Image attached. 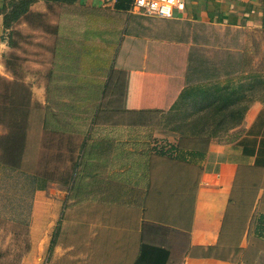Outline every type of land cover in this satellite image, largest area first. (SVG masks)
I'll use <instances>...</instances> for the list:
<instances>
[{
  "label": "crops",
  "instance_id": "crops-1",
  "mask_svg": "<svg viewBox=\"0 0 264 264\" xmlns=\"http://www.w3.org/2000/svg\"><path fill=\"white\" fill-rule=\"evenodd\" d=\"M178 1L172 15L154 16L132 12L133 0H31L17 25L23 80L40 88L32 99L83 102L86 110L96 104L83 114L92 167L86 264H133L142 240L168 246L167 264H264L257 232L264 221V99L252 101L242 123L212 140L200 158L179 160L144 144L149 134L165 136L160 119L197 70L203 25L264 30V0ZM2 22L0 12V65L11 50ZM28 46L35 47L34 80L23 57ZM138 164L149 171L142 204L131 202V189L116 190L117 180L107 188L106 179L113 170L133 186ZM150 222L166 225L167 233L154 237L144 225ZM36 249L34 243L23 264L38 263Z\"/></svg>",
  "mask_w": 264,
  "mask_h": 264
},
{
  "label": "rangeland",
  "instance_id": "rangeland-1",
  "mask_svg": "<svg viewBox=\"0 0 264 264\" xmlns=\"http://www.w3.org/2000/svg\"><path fill=\"white\" fill-rule=\"evenodd\" d=\"M198 39L195 47L198 71L196 76H190H195V81L210 87L207 101H202V105L209 106L208 102L218 97L215 84L227 86L231 93L235 90L238 100L245 105L247 101L251 104L256 99H264V30L203 25ZM34 48L28 46L27 52L23 53V57L28 59L25 67L27 71L30 69L27 72L28 80L35 78ZM15 51L19 55L20 51ZM2 63L0 74L9 75ZM6 77L11 79V76ZM2 89L0 80V92ZM32 90L34 97H40V88L33 86ZM0 101H4L1 93ZM32 103L35 107L21 169L31 172L40 167L53 172L57 180L46 182L44 188H35L41 181L32 184L23 173H0V264H23L34 243H37V264H51L52 258V264H86V200H82V195L80 198L72 197L62 183L63 171L71 163L65 150L68 145L73 147L79 144L82 138L80 125L75 124L71 135H65L63 131L46 135L40 125L44 110L50 104ZM241 103L235 106L234 112ZM186 107L189 109V106ZM7 131L8 127L0 124V134ZM166 137V134L164 137L148 135L153 146L164 144ZM44 143H48L49 147L45 148ZM58 146L62 148L59 150ZM44 150L49 157L44 158ZM60 151L63 152L61 157L57 156ZM81 187L78 186L79 189ZM81 190L85 191L86 188ZM52 240L57 245L54 243L51 247Z\"/></svg>",
  "mask_w": 264,
  "mask_h": 264
},
{
  "label": "trees",
  "instance_id": "trees-1",
  "mask_svg": "<svg viewBox=\"0 0 264 264\" xmlns=\"http://www.w3.org/2000/svg\"><path fill=\"white\" fill-rule=\"evenodd\" d=\"M30 3L31 0H7L0 7V12L3 14L2 26L6 30V41L11 49L3 54V62L6 70L10 73L11 79L0 74L3 87L0 93L4 99L3 102L0 101V124L8 127L7 132L0 134V173L4 175L8 172L23 173L25 178L32 184L41 181V184L35 188H44L46 182L57 180L53 172L46 171L40 167H37L31 172H26L21 169L23 157L28 147V131L31 115L35 107L32 101L38 103L32 99L31 87L23 80L24 58L15 51L19 47V41L22 36L17 25L20 18L27 15ZM15 62L17 63L15 64ZM197 71L193 70L191 75L194 74L196 76ZM195 76L194 78L190 76L187 79L190 83L181 91L179 97L162 114L160 119V127L158 130L166 134V136H173L175 141L153 146L156 152L168 154L179 160L186 158L194 160L195 158L197 159L203 156L208 144L212 140H222L230 129L242 123L244 114L250 105L248 101L246 105L245 103H241L238 100L239 97L235 93V90L233 91L234 93H231V90H227V86H219V84H215L214 86L216 92H218V97L215 98L217 100L213 99V101H209V106L208 104L202 105V101H207L210 87L206 83L203 84L202 82L198 83L195 81ZM49 89L48 87V91H50ZM48 103L50 105H47L45 108L40 125L41 130L46 135L56 131L58 134L63 131L65 135H71L75 124L80 125L79 131L82 134V138L79 144L73 147L68 145L65 150L71 163L68 169L63 171L62 183L66 186L67 191L70 192L72 197L80 198L82 195V200H86V190L82 191L81 189L86 188V174L92 167L88 165L89 150H87L86 146V127H84L86 126V117H83V114L86 111L93 114L96 110V104H89L91 109L86 110L87 105L83 102H52L48 99ZM239 103L242 105L238 107L237 112H234L235 106ZM186 106H189V109ZM92 107L95 110H92ZM91 122H93V119ZM137 140L141 139L138 138ZM144 144L149 146L150 142L147 141ZM93 145L95 146L96 152L105 153L104 148L100 149L98 144ZM44 147L48 148L49 144L44 143ZM60 148L62 146H58L59 150ZM45 151L43 156L47 158L49 155L47 153L45 154ZM62 155L63 152L61 151L57 154L59 157ZM108 165L110 164L108 163ZM98 169L99 167L94 168V170ZM110 169L112 170V167ZM136 171L137 176L133 180V186L130 185L128 187L126 183H123L115 177L116 174L112 170L106 175V179L111 184H108L107 188L114 185L115 183L113 182L117 180L119 183L117 182L115 186L116 190L120 189V187L123 188V186L129 190L131 189L133 195V201L131 202L142 204L145 200L149 185V171L146 166L140 167V164L136 166ZM139 172L141 177L139 176ZM83 180L84 184L82 183ZM78 186H82L81 189ZM257 224L258 234L264 237V221H259ZM144 225L145 227L151 228L154 237L159 235L161 237L168 230L166 225L159 223L150 222ZM51 242L52 247L55 241L52 240ZM169 255L170 249L168 246L157 245L142 240L133 264H167Z\"/></svg>",
  "mask_w": 264,
  "mask_h": 264
},
{
  "label": "built area",
  "instance_id": "built-area-1",
  "mask_svg": "<svg viewBox=\"0 0 264 264\" xmlns=\"http://www.w3.org/2000/svg\"><path fill=\"white\" fill-rule=\"evenodd\" d=\"M179 5L178 0H133L131 11L144 15L170 16Z\"/></svg>",
  "mask_w": 264,
  "mask_h": 264
}]
</instances>
